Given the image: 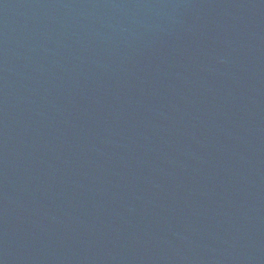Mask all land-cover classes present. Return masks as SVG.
I'll use <instances>...</instances> for the list:
<instances>
[{
  "label": "water",
  "instance_id": "95a60500",
  "mask_svg": "<svg viewBox=\"0 0 264 264\" xmlns=\"http://www.w3.org/2000/svg\"><path fill=\"white\" fill-rule=\"evenodd\" d=\"M0 264H264V0H0Z\"/></svg>",
  "mask_w": 264,
  "mask_h": 264
}]
</instances>
